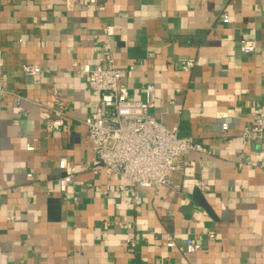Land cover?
Here are the masks:
<instances>
[{
    "label": "crops",
    "instance_id": "obj_1",
    "mask_svg": "<svg viewBox=\"0 0 264 264\" xmlns=\"http://www.w3.org/2000/svg\"><path fill=\"white\" fill-rule=\"evenodd\" d=\"M67 1L0 0V85L24 97L20 107L14 95L0 102V264H264V143L241 139L264 104V0H100L101 13ZM108 23L130 98L145 100L154 85L150 115L211 150L190 153L185 173L141 189L136 204L119 188L127 182L104 171L78 173L67 197L58 185L60 159L97 162L83 121L99 94L74 63L98 65ZM244 40L256 42L254 55L243 54ZM187 60L195 65L184 72ZM25 65L44 73L27 78ZM36 99L62 105L60 132L46 129ZM224 118L236 120L227 134ZM242 157L262 168H239ZM164 233L206 250L189 263Z\"/></svg>",
    "mask_w": 264,
    "mask_h": 264
},
{
    "label": "built area",
    "instance_id": "obj_2",
    "mask_svg": "<svg viewBox=\"0 0 264 264\" xmlns=\"http://www.w3.org/2000/svg\"><path fill=\"white\" fill-rule=\"evenodd\" d=\"M77 6H92L99 13L105 9L104 3L100 0L67 1L69 9ZM221 21L229 24L230 18L227 14H223ZM102 33V43L94 48V53L99 56L98 65L74 63L78 72L86 75L89 89L99 94L95 111L83 121L88 128V138L97 162L93 166L87 162L76 168L66 158L60 159L58 166L62 176L58 179V185L61 193L67 197L68 190L74 184L78 173L89 169L104 171L109 176L119 177L127 182L119 188L123 193L129 194L136 204L140 200L141 189L159 190L172 185L173 173H185L191 167L187 158L190 153L211 154V150L198 143L192 136L180 135L178 126L168 128L150 115V107L159 101L154 85L149 84L144 89L145 100L130 98L129 89L124 83L127 71L117 63L114 55L115 25L105 24ZM242 52L246 56L254 55L257 52L256 42L244 40ZM194 65V60H187L182 64L181 70L189 72ZM22 71L25 77L32 79L44 73L39 65H25ZM10 95L14 94L0 85V102ZM53 95L57 97L56 89L53 90ZM14 97L16 106L20 107L24 97L16 95ZM57 102L60 103L59 100ZM32 103L41 108L42 120L48 131L60 132L63 129L65 112L62 105L55 108L52 103L43 104L38 99ZM254 116V124L245 127L241 133L245 145L264 143V104ZM235 122L236 120L232 118L220 120L219 132L227 134L232 130ZM33 149V146H27V150ZM245 166L262 168L258 162L242 157L238 161V167L242 169ZM200 167L204 170L203 166ZM28 176L32 177V174ZM207 185L206 180L201 181L202 188H206ZM175 188L180 189L178 186ZM109 189L107 187L103 192L105 198L109 196ZM214 237L213 234L209 235L210 239ZM161 240L167 248L179 252L189 263L194 261L197 254L206 250L202 244L191 238L186 239L183 244H178L173 235L164 233ZM128 244L134 247L135 241L129 240Z\"/></svg>",
    "mask_w": 264,
    "mask_h": 264
},
{
    "label": "water",
    "instance_id": "obj_3",
    "mask_svg": "<svg viewBox=\"0 0 264 264\" xmlns=\"http://www.w3.org/2000/svg\"><path fill=\"white\" fill-rule=\"evenodd\" d=\"M204 206H205V204H204Z\"/></svg>",
    "mask_w": 264,
    "mask_h": 264
}]
</instances>
